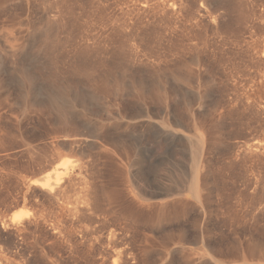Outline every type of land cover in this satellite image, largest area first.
Segmentation results:
<instances>
[{
  "label": "rangeland",
  "instance_id": "obj_1",
  "mask_svg": "<svg viewBox=\"0 0 264 264\" xmlns=\"http://www.w3.org/2000/svg\"><path fill=\"white\" fill-rule=\"evenodd\" d=\"M259 263L264 0H0V264Z\"/></svg>",
  "mask_w": 264,
  "mask_h": 264
},
{
  "label": "bare ground",
  "instance_id": "obj_2",
  "mask_svg": "<svg viewBox=\"0 0 264 264\" xmlns=\"http://www.w3.org/2000/svg\"><path fill=\"white\" fill-rule=\"evenodd\" d=\"M57 101V100H56ZM60 103V102H59ZM145 114V113H144ZM149 121V120H148ZM104 124V123H103ZM147 124V123H146ZM150 124V123H149ZM165 126V125H164ZM168 127V126H167ZM109 129V128H108ZM97 133V132H96ZM99 133V132H98ZM196 135V134H195ZM198 136V134H197ZM88 137V136H87ZM95 140L100 139V135H93L92 136ZM91 140V139H90ZM102 142V141H101ZM106 143V142H105ZM101 144V143H100ZM204 142L201 137H197L196 139H191L190 141V149H191V158H192V164H191V179L188 182V188L191 191L194 198L199 199L200 201V191H201V184L200 180L201 178V157H202V151H203ZM110 152V151H109ZM65 165V164H64ZM205 165V164H204ZM206 169V168H205ZM68 168L64 167V169H55L54 170V177L51 178L50 176H46L43 179H36L33 181V184H38L44 189H48L49 191H60L66 183L69 182L71 179L70 174L68 173ZM203 172V171H202ZM53 173V172H52ZM205 174V173H204ZM203 185V184H202ZM67 187V186H66ZM180 195V193L178 192ZM174 196V195H173ZM177 196V195H176ZM183 196V193H182ZM181 197V196H178ZM202 197V196H201ZM182 198V197H181ZM143 201H148L146 198H142ZM187 200V199H186ZM163 201V200H162ZM149 202V201H148ZM161 202V201H160ZM164 202V201H163ZM161 202V205L165 206V202ZM197 202V201H195ZM167 205V204H166ZM202 207V206H201ZM25 216L22 212L13 215L12 219H14V222H18L20 219H22ZM14 217V218H13ZM202 249V248H201ZM193 253V252H192ZM198 253V252H197ZM205 255V254H204ZM199 256V254L197 255ZM202 258V257H201ZM260 264V263H259Z\"/></svg>",
  "mask_w": 264,
  "mask_h": 264
}]
</instances>
